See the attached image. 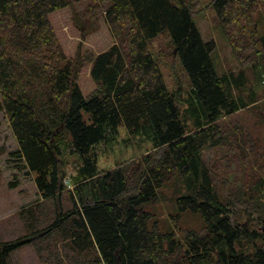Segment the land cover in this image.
<instances>
[{
	"label": "trees",
	"instance_id": "obj_1",
	"mask_svg": "<svg viewBox=\"0 0 264 264\" xmlns=\"http://www.w3.org/2000/svg\"><path fill=\"white\" fill-rule=\"evenodd\" d=\"M69 2L0 0V112L7 114L18 143L11 153L35 174L43 199L59 206L54 219L33 236L0 240V264H10L15 249L51 230L71 250H64L58 264H75L77 254L87 257L82 264H264V232L258 227L264 224V140L248 122L235 119L251 115V122L264 124V98L258 101L251 89L246 95V73L218 75L214 45L202 39L184 1L101 0L119 43L89 56L96 88L84 95L75 62L48 18ZM257 6L261 0H213L221 24L231 17L242 25L253 22L239 31L250 37L254 65L263 76L264 28L258 29L253 18ZM160 35L187 77L182 98L167 87L150 49ZM120 124L129 135L149 141L155 152L140 157L133 169H98L94 147L113 141ZM207 147L215 149L216 165L204 161ZM66 154L79 160L70 189L60 163ZM173 176L184 188L175 198L176 209L203 220L202 231L189 230L184 240L161 230L145 209ZM221 177L232 182L231 197L254 200L259 211L240 213L229 206ZM258 191L262 196L256 200L252 195ZM43 210L41 205L36 211ZM19 213L26 221L38 219L31 209L22 207Z\"/></svg>",
	"mask_w": 264,
	"mask_h": 264
},
{
	"label": "rangeland",
	"instance_id": "obj_2",
	"mask_svg": "<svg viewBox=\"0 0 264 264\" xmlns=\"http://www.w3.org/2000/svg\"><path fill=\"white\" fill-rule=\"evenodd\" d=\"M190 8L192 20L197 27L204 41H212L214 48L211 56L218 75L222 73H238L243 70L246 73L245 93L249 95L251 89L255 96L264 98V75L259 76L257 56L249 46L250 37L242 35L239 31L244 26H252L250 21L246 25L235 17L230 21L221 24L213 8V0H182ZM259 1V0H258ZM101 0H70L69 4L56 9L48 14L54 35L57 37L64 53L75 62V73L79 87L84 95H88L96 88V83L89 74L90 64L87 59L96 53L106 50L110 45L119 43V38L112 34V25L109 26L105 20L104 12L100 8ZM257 12V13H256ZM237 16V14H233ZM253 18L257 21L258 29L264 28V0H261V7L257 6L253 12ZM224 27H222L221 25ZM224 28V29H223ZM153 57L157 61L163 74L167 87L173 91L177 98L186 95L189 88L187 77L182 70L176 53L171 52V45L164 36L156 37L150 43ZM263 66L260 70L263 72ZM251 115H238L235 119L238 122H248L252 127L254 135L264 140V124L251 122ZM225 134L234 141V134L231 130ZM17 140L10 126L9 118L5 112H0V240H11L24 234H30L45 228L56 214L59 206H53L55 200L43 199L35 184V174L24 168L22 161L11 152L17 148ZM98 169H108L118 166H128L133 169L135 162L146 153L155 152L151 143L139 136H131L125 127L118 126L116 138L109 142H100L94 147ZM215 149L207 147L203 152L206 164H215ZM231 156V152L229 151ZM216 158V157H215ZM78 158L73 154L61 156V169L64 174V183L71 188V176L75 174ZM259 175V173H258ZM219 180L225 183L222 197L231 201L229 206L246 213L259 211L260 206L254 200L247 198L240 201L231 197L227 189L232 182ZM239 182V177L237 178ZM239 184V183H238ZM184 191L180 178L170 177L158 190L156 199L145 206V209L153 214L161 230H172L176 239L184 240V233L194 230L200 233L203 229V220L198 213L188 210L178 211L175 206V198ZM236 192V190H234ZM256 200L262 193L252 195ZM60 203L66 204V194L60 197ZM54 201V202H53ZM52 202V204H51ZM261 203V201H259ZM50 204V206H48ZM45 206L43 212L36 210ZM24 207L31 209L38 219L33 222L31 219L23 220L19 211ZM65 207V206H64ZM69 207V206H67ZM178 211V212H177ZM41 214V215H40ZM44 214H50V218H44ZM30 216V212H26ZM264 232V224H258ZM52 232L45 235L33 237L22 246L15 249L10 256V264H58L57 261L64 252L71 253L65 247L68 241H62L59 234ZM65 247V248H64ZM87 259L82 254H77L75 264H82ZM70 262V261H69ZM71 264L74 263L70 262ZM89 264V263H86Z\"/></svg>",
	"mask_w": 264,
	"mask_h": 264
}]
</instances>
